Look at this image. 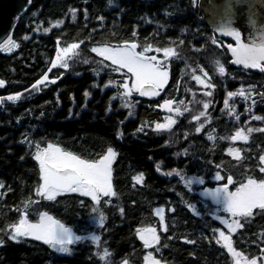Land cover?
<instances>
[{"label": "trees", "instance_id": "obj_1", "mask_svg": "<svg viewBox=\"0 0 264 264\" xmlns=\"http://www.w3.org/2000/svg\"><path fill=\"white\" fill-rule=\"evenodd\" d=\"M197 2L30 0L12 32L16 50L0 52V264H144L149 253L162 264H234L217 242L224 227L210 202L185 180L202 181L201 189L229 176L234 187L264 179V73L231 63L219 45L232 42L204 23ZM59 20L64 25L53 27ZM133 43L139 52L175 53L163 65L169 76L162 95L154 101L131 95L135 111L122 97L126 72L52 66L61 45H76L81 56L98 62L99 50ZM45 75L56 82L33 88ZM230 91L236 95L229 97ZM205 92L212 95L204 119L198 123L186 115L168 133L159 131L166 101L202 105ZM15 96L20 98L7 101ZM241 130L247 140L233 139ZM49 144L93 161L111 148L115 195L98 205L76 193L52 201L41 195L43 174L35 156ZM44 213L81 236L95 231L93 219L100 215L96 231L108 260L88 241L67 258L43 241L10 239L23 217L36 223ZM145 228L158 232L159 244L145 247L138 235ZM230 240L247 260L264 257V211L244 217Z\"/></svg>", "mask_w": 264, "mask_h": 264}, {"label": "snow or ice", "instance_id": "obj_2", "mask_svg": "<svg viewBox=\"0 0 264 264\" xmlns=\"http://www.w3.org/2000/svg\"><path fill=\"white\" fill-rule=\"evenodd\" d=\"M239 2V0H237ZM232 8L228 6L225 9L224 15L227 18L226 22L220 26L218 31L222 35L232 37L236 45L228 43L226 45H219V47H226L232 54L234 59L231 61L234 65L243 66L245 69H256L259 72L264 73V26H257L256 14L250 12L248 17V26L252 29V34L248 37L250 43H245L244 33L241 30L235 28L234 20L232 19ZM10 47H16V45L9 41ZM75 47V45H73ZM137 45L131 44L130 49L126 45L123 50L110 49L105 47L103 50H99L101 56L110 60L113 65H117L120 68L127 69L128 73H131L135 77L134 89L129 88L127 84L123 87L126 89V95H130L133 90L138 92L141 96L158 95L156 89H162L168 80L169 73L161 70L158 64L152 61L156 60L155 56L146 58L143 54L135 51ZM148 49H145L147 51ZM92 51L96 52L98 49L93 48ZM159 51V49H157ZM165 56L174 55L171 49L164 50ZM58 59H61L58 57ZM56 67V64L52 65ZM62 68L67 69L68 64L62 62L60 65ZM220 74H225L226 69L221 64L218 68ZM200 81V77H195ZM48 80L47 76H44L43 80L33 85V88H37L38 85L44 84ZM56 81L53 80L52 83ZM204 83L203 81H200ZM3 84V81H0ZM145 85H150L149 89H145ZM207 86V85H206ZM243 95V92L240 93ZM207 95L211 96L212 93L208 92ZM229 97L235 96V92H228ZM20 97H9L10 100H18ZM171 101H166V106L170 108ZM227 107V101H225ZM205 109H208L209 104L203 105ZM180 109L177 108L176 112ZM201 116L204 115L202 112ZM255 119L260 120V116H256ZM158 129H164L166 125L158 124ZM199 131V129H197ZM251 131V129H249ZM233 139H244L243 130L236 133ZM231 151V150H230ZM115 153L111 148L107 149V155L98 160L82 159L71 152H62L58 147H54L49 144L43 152H38L35 159L39 161L40 171L43 174V186L40 189L41 195H46L49 201L55 200V198L61 193H80L83 196L91 197L93 201L99 202V193H103L104 196L115 195L111 191V164ZM261 159H264L262 157ZM264 172V167L261 168ZM135 179L138 182L143 180V176H136ZM217 180H222L223 177L217 173ZM202 182V181H201ZM232 177L227 178V184H232ZM212 195L218 202H223L225 205V211L230 212L233 216L251 217L254 209L264 211V179L257 181L256 179L249 178L246 183L242 184L235 192L228 190L227 186L223 188H217ZM83 203V201L81 202ZM103 223V218L101 219ZM227 223V222H225ZM237 226L239 223L237 222ZM231 228L232 225H229ZM14 233L10 236V239L16 242H20V238H33L37 241H43L45 244L51 246L62 253H70L69 245L79 242L83 237L74 235L73 230L60 223L58 220L53 219L47 213H44L38 223H29L27 218L21 219L18 225H14ZM220 238L225 242V246L229 252H233L230 237L226 236L223 232H220ZM140 239L143 240L145 247H151L154 244H159L160 238L156 234L155 229H146L140 235ZM219 243V241H217ZM3 241H0L2 244ZM234 255L239 256V253L233 252ZM148 264H160V260L154 259L152 254L149 253L145 257ZM239 264V262H237ZM251 264H256L255 260L251 261Z\"/></svg>", "mask_w": 264, "mask_h": 264}, {"label": "rangeland", "instance_id": "obj_3", "mask_svg": "<svg viewBox=\"0 0 264 264\" xmlns=\"http://www.w3.org/2000/svg\"><path fill=\"white\" fill-rule=\"evenodd\" d=\"M198 2H197V5H198ZM64 23H65L64 20H59V21L53 22L52 26L57 28V27H60V26L64 25ZM215 44L218 45L216 42H215ZM8 48H9V43L6 44L4 47H1L0 48V52L6 51ZM107 48H110V49H113V50H116V49L123 50L125 47H117V48L107 47ZM103 49H101V50H103ZM128 50H131L130 47H128ZM157 53H158V55H157ZM213 53H214V55H217V52L215 50H213ZM155 54H156V59H160L161 62L160 61L156 62V60L154 62L153 61L152 62L155 63V64H158L161 67V70L167 71V69L165 70L163 68V65L165 64L166 60H168L169 58L175 56V54L174 55L165 56L164 51H156ZM58 57H60L61 59H58ZM58 57H57V60L55 61V64L57 65L56 67H61L60 66L61 63L62 62H66L68 64V68L67 69H78L80 67H83V66H86V65H90V66H97L98 67L97 70H99L100 72H104L107 68H110L111 71H114V72H116L118 74H124V72H126L127 74H129V78L128 77L125 78V84L129 83V84H127L128 87L134 89V85H135V77H134V75L131 74V73H128L127 69H125V68H120L117 65H113L112 62L110 60L106 59L104 56L101 57V59H103L101 61H98V62L97 61H91L88 58L80 55V53L78 52V47L76 45H75V47H73V45H61L60 48H59ZM220 65H221V62H220L219 59H217L216 62H215V67L219 68ZM165 85H164V87H165ZM125 93H126V89L123 87L122 97L125 100V106L127 108H130L131 110L135 111L137 106L133 105V104H130L128 101H130L131 95H136L138 92L133 90L130 95H126ZM202 95H203V103H202V105H200L198 102H193L192 104H188V106H187L184 102H182V103H179V104L171 103L170 108H169L168 106H166V103H165L163 105V108H162L163 112L165 113V118H164V122L161 123L160 125H166L167 126L170 123L171 124L170 127H172V126H174L177 123V121H178V119L180 117L183 118L186 115H189L191 117L192 121H195V122L199 123L202 119L205 118L206 109L203 107V105L205 103H208V100H209V95H207V92L203 93ZM7 101L13 102L15 100L8 99ZM177 108L180 109L179 112H176ZM202 112L204 113L203 116L200 115ZM170 127H166L164 129H161V130L159 129V131L161 133L166 134V133H168V130L170 129ZM111 177H112V172H111ZM185 182H188L190 187L194 186V188H197V193L200 196L202 195L203 188L198 189L199 187L203 186V183L200 180L188 179L187 181L185 180ZM111 186H112V183H111ZM240 186L234 187V185H233L232 186L233 188L231 187L229 189V191L235 192L236 189L239 188ZM111 191L113 192L112 187H111ZM76 194L82 195L80 193H76ZM112 196L113 195L104 196L103 193H99V202H100V200H103V199H106V198H111ZM86 197H88V196H86ZM89 198H91V197H89ZM201 198H202V196H201ZM94 202H95L96 205H98V203H99L97 201H94ZM208 207H210L209 210L213 214L214 218L224 227L223 233L226 236H229V237H230V234L234 233L239 228L240 222L244 218V217H240V216H233L230 212L225 211V205L223 204V202H221V203H212V202H210ZM25 218L26 217H23L22 219H25ZM101 219L102 218H101L100 215H97V216L94 217L93 223L95 224V231L93 233H90L88 235L83 236V239L80 242L84 243V242L88 241L89 243H91L96 248V250L98 251L99 256L101 257V259L104 260V261H107L108 258H109V255H108V253L105 250H103L101 248V246L99 244V236H98L97 231H96L97 228L102 225ZM38 222H39V220H38ZM38 222H36V223H38ZM225 222H227V223H225ZM237 222L239 223V226H237ZM229 225H232V227L230 228ZM146 229H153V228H145V229H143L140 233H138L139 238H140V235L142 234V232L144 230H146ZM156 234L158 235L157 231H156ZM219 243L231 255V257H232V259L234 261V264H237V262H239V264H251L252 260H250V259L247 260L241 253H239L236 250H234V248L232 246V243H231V246H232L233 252L239 253L240 255L236 256V255L233 254V252H229L228 248L225 246V242L220 238V235H219ZM72 245L68 246L69 249L71 248ZM155 245L156 244L152 245L151 247H154ZM54 250H56V249H54ZM57 252H59V251H57ZM59 253H62V252H59ZM62 254H68V253H62ZM253 260L256 261V264H264V257L259 258V259H253ZM144 264H148V261H146V259H145ZM160 264H162V263H160Z\"/></svg>", "mask_w": 264, "mask_h": 264}, {"label": "water", "instance_id": "obj_4", "mask_svg": "<svg viewBox=\"0 0 264 264\" xmlns=\"http://www.w3.org/2000/svg\"><path fill=\"white\" fill-rule=\"evenodd\" d=\"M30 5V0H0V45L8 38H12V32L15 28L18 20L25 14ZM231 6L232 8V19L234 20V27L241 30L244 33L245 43H250L251 41L248 37L252 34V29L248 26L249 13H255L257 19V26H264V0H199L198 9L202 14L204 23L214 32L218 37L230 40L233 46L236 45L235 40L226 35H222L218 29L221 25L226 22V17L224 15L225 9ZM131 46V45H127ZM137 48V47H136ZM231 57V61L234 59L231 52L228 50ZM234 65V64H233ZM239 68H244L243 66L234 65ZM245 69V68H244ZM252 71H259L256 69H249ZM47 76V75H45ZM48 77V76H47ZM44 78V76H43ZM43 78L41 80H43ZM52 83V80L48 78L44 82L46 85ZM150 85H145V89H149ZM158 95H147L141 96L137 93L134 98L141 101H154L162 95V91L156 89ZM169 123L167 127H170ZM161 130V129H160ZM233 180V178H232ZM234 185V180L232 184H227V180L224 183L216 184L212 187H204L202 190V198L204 200L210 201L212 203L218 202L212 195L217 188H223L227 186L228 190ZM67 193V192H65Z\"/></svg>", "mask_w": 264, "mask_h": 264}, {"label": "flooded vegetation", "instance_id": "obj_5", "mask_svg": "<svg viewBox=\"0 0 264 264\" xmlns=\"http://www.w3.org/2000/svg\"><path fill=\"white\" fill-rule=\"evenodd\" d=\"M199 1V0H198ZM145 49H147V48H145ZM145 49L143 50V52H139L138 50H137V48L135 49V51L137 52V53H141V54H143L146 58H151L152 56H155L156 57V54H155V52L154 51H152L151 49H148L147 51H145ZM147 55V56H146ZM157 55H158V53H157ZM159 59H156V62H159L158 61ZM154 62V61H153ZM74 233V232H73ZM74 235H77V234H75L74 233ZM87 235V234H86ZM77 236H80V237H83V236H85V235H77ZM82 244V242H75L72 246H71V248H70V253H68V254H62V253H59V252H57V250H54V249H52V251L56 254V255H58V256H60V257H67V258H70V255H71V253H72V251L75 249V248H77V247H79L80 245ZM51 247V246H50ZM52 255H54V254H52Z\"/></svg>", "mask_w": 264, "mask_h": 264}, {"label": "built area", "instance_id": "obj_6", "mask_svg": "<svg viewBox=\"0 0 264 264\" xmlns=\"http://www.w3.org/2000/svg\"><path fill=\"white\" fill-rule=\"evenodd\" d=\"M16 50V47H10L6 50V51H3L4 53H10L12 51H15Z\"/></svg>", "mask_w": 264, "mask_h": 264}, {"label": "bare ground", "instance_id": "obj_7", "mask_svg": "<svg viewBox=\"0 0 264 264\" xmlns=\"http://www.w3.org/2000/svg\"><path fill=\"white\" fill-rule=\"evenodd\" d=\"M9 41H11L10 38L6 39V40L0 45V48H1V47H4L6 44H8Z\"/></svg>", "mask_w": 264, "mask_h": 264}]
</instances>
